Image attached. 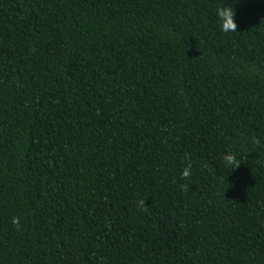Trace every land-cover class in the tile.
<instances>
[{
	"label": "trees",
	"instance_id": "obj_1",
	"mask_svg": "<svg viewBox=\"0 0 264 264\" xmlns=\"http://www.w3.org/2000/svg\"><path fill=\"white\" fill-rule=\"evenodd\" d=\"M0 264H264V0H0Z\"/></svg>",
	"mask_w": 264,
	"mask_h": 264
},
{
	"label": "clouds",
	"instance_id": "obj_2",
	"mask_svg": "<svg viewBox=\"0 0 264 264\" xmlns=\"http://www.w3.org/2000/svg\"><path fill=\"white\" fill-rule=\"evenodd\" d=\"M216 15L219 20V26L222 32L228 33L230 31L234 32L237 30V24L235 21V15L231 7L223 6L216 9ZM223 165L227 169H236L240 166V161L237 159V155L233 152H228L223 156ZM191 165L184 167L181 172V178L187 179L191 175ZM143 205L144 201H140ZM13 224H18V220L13 218Z\"/></svg>",
	"mask_w": 264,
	"mask_h": 264
}]
</instances>
